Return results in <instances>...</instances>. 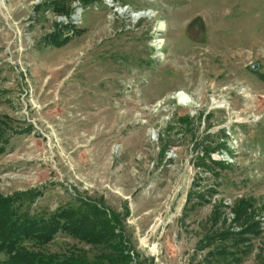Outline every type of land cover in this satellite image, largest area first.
I'll return each instance as SVG.
<instances>
[{"label": "rangeland", "instance_id": "1", "mask_svg": "<svg viewBox=\"0 0 264 264\" xmlns=\"http://www.w3.org/2000/svg\"><path fill=\"white\" fill-rule=\"evenodd\" d=\"M0 119V193L30 189V212L118 211L130 264H212L207 231L257 220L225 263L256 264L264 0H0ZM39 249L99 250L64 231Z\"/></svg>", "mask_w": 264, "mask_h": 264}, {"label": "trees", "instance_id": "2", "mask_svg": "<svg viewBox=\"0 0 264 264\" xmlns=\"http://www.w3.org/2000/svg\"><path fill=\"white\" fill-rule=\"evenodd\" d=\"M57 8L62 7L59 5ZM55 37V33H49L45 40L58 43ZM4 123L0 119V135ZM2 145L0 152L3 150ZM33 195L30 189L15 191L11 195L0 193V252L4 253L0 264H130L121 230L114 223L118 211H108L105 205L76 194L53 211L32 213L28 205ZM25 200L29 203L24 206ZM247 200L249 198L239 199L236 218L245 215V208L249 206ZM58 231L94 244L99 250L91 258L83 250L62 254L40 250L39 246L48 242ZM248 234H260L257 220H251L237 230L207 231L204 234V246L208 247L206 255L210 257L206 259L212 264L239 261L241 254L246 251ZM24 240L35 246H26ZM261 245L256 264H264V239Z\"/></svg>", "mask_w": 264, "mask_h": 264}, {"label": "bare ground", "instance_id": "3", "mask_svg": "<svg viewBox=\"0 0 264 264\" xmlns=\"http://www.w3.org/2000/svg\"><path fill=\"white\" fill-rule=\"evenodd\" d=\"M118 11H119V10H118ZM120 11H121V12H124V11H126V10L121 9ZM148 14H149V13H147L146 11H144V13L141 11V12H138V13L134 14L133 16H134V18L136 19V18H139V17H141V16H143V15H147V16H148ZM74 15L76 16L77 14H74ZM144 17H145V16H144ZM177 97H178V99H179V101H180L181 103L185 102V100H186V96H185V94H184L183 92H180V93L177 95Z\"/></svg>", "mask_w": 264, "mask_h": 264}, {"label": "water", "instance_id": "4", "mask_svg": "<svg viewBox=\"0 0 264 264\" xmlns=\"http://www.w3.org/2000/svg\"><path fill=\"white\" fill-rule=\"evenodd\" d=\"M250 66H251V67L255 66V63H251Z\"/></svg>", "mask_w": 264, "mask_h": 264}]
</instances>
